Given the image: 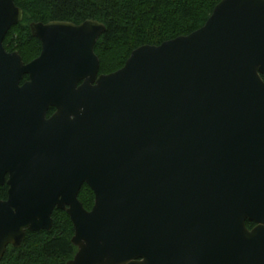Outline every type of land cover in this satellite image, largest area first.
<instances>
[{"label": "water", "instance_id": "obj_1", "mask_svg": "<svg viewBox=\"0 0 264 264\" xmlns=\"http://www.w3.org/2000/svg\"><path fill=\"white\" fill-rule=\"evenodd\" d=\"M23 16L0 0V264L55 210L75 228L68 264H264V0H222L109 75L104 24H31L25 64L4 47Z\"/></svg>", "mask_w": 264, "mask_h": 264}, {"label": "trees", "instance_id": "obj_2", "mask_svg": "<svg viewBox=\"0 0 264 264\" xmlns=\"http://www.w3.org/2000/svg\"><path fill=\"white\" fill-rule=\"evenodd\" d=\"M23 10V21L7 34L4 47L18 52L25 64L42 52L31 24L70 22L80 25L95 20L106 26L95 53L100 75L122 69L131 54L142 46H160L178 37L189 36L207 23L222 0H14ZM264 80V76H262ZM26 76L22 82H26ZM55 113L51 109L48 117ZM8 186H0V202L8 198ZM79 200L87 211L95 205V194L85 185ZM255 224L247 222L251 230ZM75 228L65 211L55 210L50 232H27L20 249L10 246L1 264H68L78 252L72 243Z\"/></svg>", "mask_w": 264, "mask_h": 264}, {"label": "flooded vegetation", "instance_id": "obj_3", "mask_svg": "<svg viewBox=\"0 0 264 264\" xmlns=\"http://www.w3.org/2000/svg\"><path fill=\"white\" fill-rule=\"evenodd\" d=\"M254 224H255V223H254ZM255 227H256V224L252 227V229H254ZM252 229H251V230H252Z\"/></svg>", "mask_w": 264, "mask_h": 264}]
</instances>
